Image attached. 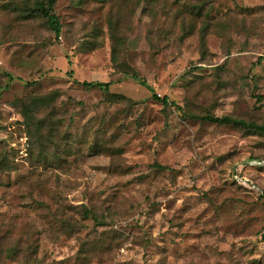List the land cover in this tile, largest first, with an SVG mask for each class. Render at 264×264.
Wrapping results in <instances>:
<instances>
[{
  "label": "rangeland",
  "instance_id": "rangeland-1",
  "mask_svg": "<svg viewBox=\"0 0 264 264\" xmlns=\"http://www.w3.org/2000/svg\"><path fill=\"white\" fill-rule=\"evenodd\" d=\"M37 1L0 0V264H264V134L192 117L264 125V0H58L59 39Z\"/></svg>",
  "mask_w": 264,
  "mask_h": 264
},
{
  "label": "trees",
  "instance_id": "trees-1",
  "mask_svg": "<svg viewBox=\"0 0 264 264\" xmlns=\"http://www.w3.org/2000/svg\"><path fill=\"white\" fill-rule=\"evenodd\" d=\"M57 1L58 0H38L36 2L35 11H37L47 21L49 28L55 33L56 38L59 39L62 33L63 26L60 22L59 16L55 13L54 10ZM143 1L148 2L151 5H154L158 9V11L162 12L164 10H167V8H169L170 2L181 3L183 0H116L115 16L116 17L118 16L117 18H119L121 13H123L124 11L130 15L135 14ZM205 6H206V0H202L201 4L196 5V9L203 11L205 9ZM110 22L113 23V20L110 19ZM117 55H118V48L117 46L114 45L113 47L114 60L117 59ZM263 59H264V55L260 56L257 62H253V65L261 63ZM128 76L134 79L140 85L147 87L152 92L153 97L161 101L165 106L172 104L177 106L179 109H181V106L177 105L175 102H170L168 96H165L164 98H160L158 94L155 92L154 88L147 82L146 78H144L141 75V73L128 72ZM252 76L254 75L252 74ZM76 82L91 88H102L106 90H108L111 85V82H91V81L80 82L79 80H76ZM256 97L258 101H262L263 99L262 95H257ZM192 117L195 119H202L205 121H210L219 124H232L238 127H242L244 129H248L250 131L264 134V125H260L255 122H249L245 119L233 117L231 115L217 116V115L192 114ZM2 165H3V159L0 160V168ZM262 195L264 196L263 191H262ZM263 240H264V234H263Z\"/></svg>",
  "mask_w": 264,
  "mask_h": 264
},
{
  "label": "built area",
  "instance_id": "built-area-1",
  "mask_svg": "<svg viewBox=\"0 0 264 264\" xmlns=\"http://www.w3.org/2000/svg\"><path fill=\"white\" fill-rule=\"evenodd\" d=\"M249 164L264 166V160H250ZM232 178L235 182L239 183L242 186L258 191L261 190L260 187L256 184V182L250 180L247 176L243 175L240 170L236 169L234 172H232Z\"/></svg>",
  "mask_w": 264,
  "mask_h": 264
}]
</instances>
